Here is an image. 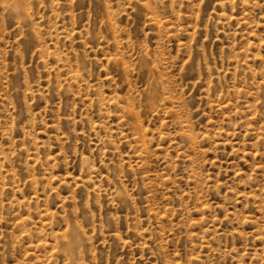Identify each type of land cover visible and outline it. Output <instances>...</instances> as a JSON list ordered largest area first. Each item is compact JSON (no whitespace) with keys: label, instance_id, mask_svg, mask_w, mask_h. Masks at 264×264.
<instances>
[{"label":"rangeland","instance_id":"374dc122","mask_svg":"<svg viewBox=\"0 0 264 264\" xmlns=\"http://www.w3.org/2000/svg\"><path fill=\"white\" fill-rule=\"evenodd\" d=\"M0 264H264V0H0Z\"/></svg>","mask_w":264,"mask_h":264}]
</instances>
